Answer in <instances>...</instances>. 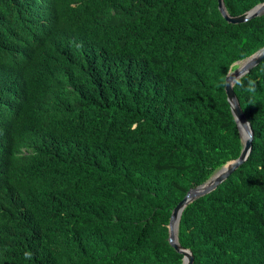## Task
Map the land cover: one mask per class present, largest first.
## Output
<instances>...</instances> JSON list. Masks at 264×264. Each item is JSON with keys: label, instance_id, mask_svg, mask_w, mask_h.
<instances>
[{"label": "trees", "instance_id": "obj_1", "mask_svg": "<svg viewBox=\"0 0 264 264\" xmlns=\"http://www.w3.org/2000/svg\"><path fill=\"white\" fill-rule=\"evenodd\" d=\"M263 46L217 0H0V264H182L171 213L239 156L225 77ZM233 90L252 149L183 209L193 264H264V59Z\"/></svg>", "mask_w": 264, "mask_h": 264}, {"label": "water", "instance_id": "obj_2", "mask_svg": "<svg viewBox=\"0 0 264 264\" xmlns=\"http://www.w3.org/2000/svg\"><path fill=\"white\" fill-rule=\"evenodd\" d=\"M217 1L218 9L221 15L228 23L231 24L243 23L251 18L264 14V3H260L255 5L253 8L243 13L242 15L231 17L224 7L223 0ZM263 59L264 46L248 58L242 61L235 62L233 65L239 62H243V64L233 72L229 71L225 77L224 90L226 99L230 106L231 113L234 117L242 141V149L239 156L236 159L227 162L218 170H216L207 181L195 188L190 189L184 196V198L175 206L171 213L168 223V242L179 254L182 255V264H193V255L191 251L181 247L177 239L178 224L183 209L198 197H202L214 191L224 180L228 178V176H230L240 165H242L247 160L251 152L253 131L239 105V102L233 90V85L237 80H239L245 74L249 73L254 67H256Z\"/></svg>", "mask_w": 264, "mask_h": 264}, {"label": "rangeland", "instance_id": "obj_3", "mask_svg": "<svg viewBox=\"0 0 264 264\" xmlns=\"http://www.w3.org/2000/svg\"><path fill=\"white\" fill-rule=\"evenodd\" d=\"M243 64V62H239L237 64H235L233 67V69L231 70V72H233L234 70H236L238 67H240Z\"/></svg>", "mask_w": 264, "mask_h": 264}, {"label": "clouds", "instance_id": "obj_4", "mask_svg": "<svg viewBox=\"0 0 264 264\" xmlns=\"http://www.w3.org/2000/svg\"><path fill=\"white\" fill-rule=\"evenodd\" d=\"M234 66V65H233ZM250 91H254L255 89H254V87H250V89H249Z\"/></svg>", "mask_w": 264, "mask_h": 264}, {"label": "bare ground", "instance_id": "obj_5", "mask_svg": "<svg viewBox=\"0 0 264 264\" xmlns=\"http://www.w3.org/2000/svg\"><path fill=\"white\" fill-rule=\"evenodd\" d=\"M256 68V67H255ZM253 70V69H252ZM250 73V72H249Z\"/></svg>", "mask_w": 264, "mask_h": 264}]
</instances>
